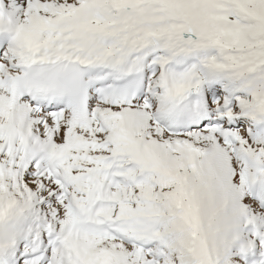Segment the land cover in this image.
<instances>
[{
	"label": "snow or ice",
	"instance_id": "obj_1",
	"mask_svg": "<svg viewBox=\"0 0 264 264\" xmlns=\"http://www.w3.org/2000/svg\"><path fill=\"white\" fill-rule=\"evenodd\" d=\"M0 264H264V0H0Z\"/></svg>",
	"mask_w": 264,
	"mask_h": 264
}]
</instances>
